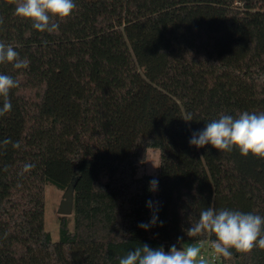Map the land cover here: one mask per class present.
I'll return each mask as SVG.
<instances>
[{
	"label": "trees",
	"instance_id": "1",
	"mask_svg": "<svg viewBox=\"0 0 264 264\" xmlns=\"http://www.w3.org/2000/svg\"><path fill=\"white\" fill-rule=\"evenodd\" d=\"M74 2L42 33L0 0V42L29 61L0 64L19 82L0 117V264H119L140 244L215 239L186 235L209 207L264 216V159L189 145L221 114L264 112V0ZM149 148L159 173L139 177ZM74 178V228L61 216L54 241L45 187ZM223 262L264 264V249Z\"/></svg>",
	"mask_w": 264,
	"mask_h": 264
},
{
	"label": "clouds",
	"instance_id": "2",
	"mask_svg": "<svg viewBox=\"0 0 264 264\" xmlns=\"http://www.w3.org/2000/svg\"><path fill=\"white\" fill-rule=\"evenodd\" d=\"M15 15L31 21L32 27L39 32L54 33L59 30L57 21L69 18L77 5L74 0H13ZM4 23L0 17V25ZM10 63L15 69H26L29 61L21 58L10 44L0 42V64ZM19 82L10 75L0 73V117L12 110L9 99L10 91L17 88ZM186 122L192 121L191 114L182 118ZM5 144L12 143L10 140ZM189 145L197 149L210 145L217 151L231 152L234 148L240 155L264 159V112H242L238 118L221 114L218 119L205 124L202 130L192 133ZM19 148V142L13 144ZM34 168L33 164H26L23 171ZM157 179L149 182V191L158 190ZM147 206L153 207L148 201ZM158 217L154 214L149 223H141L138 227L148 230L156 226ZM163 226V222H160ZM188 237L207 235L214 236L210 241L209 253L205 254L199 243H183L178 249L172 245L168 251L163 247L151 248L147 244L128 251L119 259V264H212L213 259H230L233 250L236 253L248 254L255 248L264 249V216L241 211L209 207L202 210L198 221L186 230ZM180 238H178V242Z\"/></svg>",
	"mask_w": 264,
	"mask_h": 264
},
{
	"label": "rangeland",
	"instance_id": "3",
	"mask_svg": "<svg viewBox=\"0 0 264 264\" xmlns=\"http://www.w3.org/2000/svg\"><path fill=\"white\" fill-rule=\"evenodd\" d=\"M160 149L149 148L147 150L146 158L143 163L139 164L137 176L157 175L160 170ZM64 190L56 187L53 184H47L45 187V228L51 233L54 241L60 238V217L58 208L63 198ZM69 225L74 228L73 214L68 215ZM197 243L196 241H183L181 245Z\"/></svg>",
	"mask_w": 264,
	"mask_h": 264
},
{
	"label": "water",
	"instance_id": "4",
	"mask_svg": "<svg viewBox=\"0 0 264 264\" xmlns=\"http://www.w3.org/2000/svg\"><path fill=\"white\" fill-rule=\"evenodd\" d=\"M75 185L76 178H74L64 189L63 198L58 208V214H60L61 216H68L73 214Z\"/></svg>",
	"mask_w": 264,
	"mask_h": 264
},
{
	"label": "built area",
	"instance_id": "5",
	"mask_svg": "<svg viewBox=\"0 0 264 264\" xmlns=\"http://www.w3.org/2000/svg\"><path fill=\"white\" fill-rule=\"evenodd\" d=\"M197 243H199L202 246L205 254L209 253L210 240H202V241H198ZM212 264H224V262L222 258H219V259H213Z\"/></svg>",
	"mask_w": 264,
	"mask_h": 264
}]
</instances>
